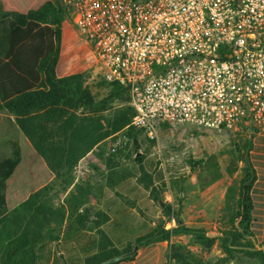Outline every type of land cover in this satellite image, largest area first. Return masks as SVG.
Wrapping results in <instances>:
<instances>
[{
    "label": "trees",
    "instance_id": "trees-1",
    "mask_svg": "<svg viewBox=\"0 0 264 264\" xmlns=\"http://www.w3.org/2000/svg\"><path fill=\"white\" fill-rule=\"evenodd\" d=\"M65 17L58 0L46 1L27 14H12L9 23L7 62H0V264H121L132 261L136 253L129 254L135 247L169 242L183 233H199L197 240L208 252L219 241L226 259L233 253H243L264 264V245L256 244L251 232L250 192L256 174L247 153L239 160L244 167L238 188L229 187L226 194L230 229L216 235L185 227L181 210H176L175 205L176 201L181 202L178 193L189 184L192 175L199 192L222 179L216 155L200 161L188 160V173L185 166L177 163L162 169L159 162L146 161L143 156L135 158L141 172L136 184L127 181L126 174L110 170L108 189L113 193L109 198L114 201L107 198L100 210L89 205L80 211L74 207L73 214L66 217L62 210L44 202L45 189H41L11 216L5 214L6 183L21 162V135L65 185L78 162L114 135L125 136L122 147L132 141L138 151L137 135L142 131L132 127L134 112L130 107L121 108L110 119L100 117L109 103L128 101L122 86L104 82L108 95L98 102L84 74H60L58 61ZM168 128V124L160 127L163 131ZM247 145L249 153L251 141ZM121 149L112 145L110 150L117 153L112 157L121 159ZM111 163L109 159L108 164ZM237 171V164L232 163L224 169L228 177ZM138 185L157 204L163 192H170L176 201L162 209L165 221L152 225L137 220L132 207L140 199ZM130 194L132 201L127 197ZM85 196L91 199L89 194ZM169 220L176 227L167 230L165 223ZM172 257L181 261L177 253Z\"/></svg>",
    "mask_w": 264,
    "mask_h": 264
},
{
    "label": "built area",
    "instance_id": "built-area-1",
    "mask_svg": "<svg viewBox=\"0 0 264 264\" xmlns=\"http://www.w3.org/2000/svg\"><path fill=\"white\" fill-rule=\"evenodd\" d=\"M58 1L150 141L162 124L264 134V0Z\"/></svg>",
    "mask_w": 264,
    "mask_h": 264
},
{
    "label": "rangeland",
    "instance_id": "rangeland-1",
    "mask_svg": "<svg viewBox=\"0 0 264 264\" xmlns=\"http://www.w3.org/2000/svg\"><path fill=\"white\" fill-rule=\"evenodd\" d=\"M46 1L55 3L56 0H34V4L39 6ZM62 33H64L63 50L60 47L59 57L61 56L64 59L59 62L60 65L63 66L66 61L71 63V71L74 74L80 73L86 76V84L95 96L96 101L99 102L106 99L108 91L105 88L104 81L94 67L95 64L91 57L89 46L79 38L67 17L62 23ZM81 65H84L83 68ZM68 73V71L65 72V74ZM125 107H129L128 101H113L109 103L106 111L100 114V117L110 119L117 111ZM81 113L78 112L80 116L82 115ZM158 134V141H153L154 143L151 144L144 132L139 133L137 135L138 151L132 146V141H129L127 147H122L124 145L120 140L123 136L122 134L114 135L102 141L78 162L72 171L70 182L66 185L61 179L52 174L31 144L25 138H22L20 165L12 178L6 183L5 198L7 199V207L5 214L11 216L31 194L41 189H45L44 202L56 209L65 211L70 204L79 207L81 202H87L81 196L88 197L85 195L89 194L91 196V206L97 210L98 207H102L105 204L107 196L112 194L108 189V179L112 175L110 170L117 173L120 171L122 175L123 173L126 174L128 177L126 180L136 184L141 172L134 162L135 158L143 156L146 161L154 160L159 162L162 169L177 163L185 166L184 170L188 173L189 167L185 164L188 160L200 161L207 156L216 155L221 171L224 174L225 167L231 163L232 165L237 164L238 171L232 177H228L225 174L224 179L219 182V185L221 184L218 189L220 191L217 193L219 195L214 199L216 205L211 208V211L206 207L208 218H204L202 215L197 218L199 213L196 207L204 202L200 198L201 192L196 186L194 175H192L189 184L178 193L181 202L176 200L175 202L170 192L167 191L161 194L160 203L157 204L148 199L149 192L145 191L141 185H138L137 195L140 196V200L138 199V204H134L132 210H135L139 222L146 220L152 225H156L161 221H165L162 217V209L167 204L175 202L176 210H181V218L185 227L194 231H205L210 236L226 232L229 227L231 212L226 209V204H228L226 195L223 200L221 196L225 192L227 194L225 190L229 183L231 187L238 188L244 167V163L239 162V160L245 158L246 153L248 154L247 144L252 141L254 136L249 139L247 135L237 133L217 132L177 125H169L166 131L160 129ZM117 141L121 142L117 148L123 149L124 156L121 159L112 157V155L115 156L117 153L110 150L111 146L115 144L114 142ZM136 151L137 155L134 153ZM109 159H111V164H108ZM84 193L86 194L84 195ZM203 195L209 196L208 190ZM162 204L164 206H161ZM174 227H176V223L173 220L165 223V229L167 230ZM197 234L199 235V233L179 234L174 236L169 242H166V262L164 264H226V260L238 257V254L233 253L229 259H226L219 242L215 243L208 252L198 242ZM217 248L221 250L224 256L222 257L219 254L220 256L215 261L214 252ZM174 253L178 254L181 261L183 260L182 263L172 257ZM235 261H237V264L240 263L238 258Z\"/></svg>",
    "mask_w": 264,
    "mask_h": 264
},
{
    "label": "crops",
    "instance_id": "crops-1",
    "mask_svg": "<svg viewBox=\"0 0 264 264\" xmlns=\"http://www.w3.org/2000/svg\"><path fill=\"white\" fill-rule=\"evenodd\" d=\"M37 6L34 4V0H0V62H7L5 59V54L8 50V32H9V23L12 19V14H27L29 11L35 9ZM63 36L64 33H62V39H61V50H63ZM63 52V51H62ZM64 58L59 57L58 66H59V72L62 76H68L74 74L71 71V63L68 61L65 62L63 66L60 65V61H62ZM68 63V65H67ZM82 68L84 65H81ZM70 70V71H69ZM69 72L68 74H65V72ZM22 77L27 78L26 75H22ZM22 138H25L23 135L20 137V144L22 148ZM26 139V138H25ZM27 140V139H26ZM22 153V152H21ZM250 163L255 171L256 174V181L251 187L250 192V198L252 201L253 211L251 214L252 219V226H251V232H252V238H254V241L258 245H264V134H257L253 137L251 141V148L248 153ZM225 174L222 172V179H224ZM227 178V177H226ZM220 180V181H221ZM215 183L211 187H209L207 190L209 192V196H204V192H201L200 198H202L203 204H199L196 209L199 213L198 217H201V215L205 218H208V213L206 211V207L211 211V208L215 206L216 202H214V199H216L217 193L220 191L218 190L220 187L219 182ZM231 187L230 183L228 184L225 191L228 190V188ZM224 191V192H225ZM113 193V191H111ZM223 192V193H224ZM226 192L222 194V200L225 198ZM112 196V195H110ZM109 195L107 196V200L111 201L113 203L114 198L110 199ZM84 201L87 200V197L81 196ZM130 201L133 200V194H130L127 196ZM6 205H7V199ZM140 200V199H139ZM118 202V200L116 199ZM138 204V201L137 203ZM91 206L92 203L90 200H87L86 203L81 202V204L78 206L74 204H70L69 208L65 211H63L66 215V217H70L74 212V207H78V210L80 211L85 206ZM51 206V205H50ZM7 207V206H6ZM73 208V209H72ZM72 209V211H70ZM98 210L102 209V207H98ZM133 213L136 215L135 210H132ZM207 215V216H206ZM230 229V226L227 231ZM219 241L216 242V244ZM166 248L167 243H156L153 245H149L147 247H142L138 249L136 256L132 259V261L124 262L121 264H164L165 257H166ZM236 249V248H235ZM219 254L224 256L221 253L220 249H216L214 252V258L217 261ZM238 254V253H236ZM238 259H240V263L238 264H262L260 260H252L248 256L244 255L243 253L238 254ZM236 257L226 260V264H237ZM235 261V262H234Z\"/></svg>",
    "mask_w": 264,
    "mask_h": 264
},
{
    "label": "water",
    "instance_id": "water-1",
    "mask_svg": "<svg viewBox=\"0 0 264 264\" xmlns=\"http://www.w3.org/2000/svg\"><path fill=\"white\" fill-rule=\"evenodd\" d=\"M161 206H164V204H162ZM137 251H138V248L135 247L134 250H133V252L131 254H129V255L135 254V253H137ZM103 264H108V262H105Z\"/></svg>",
    "mask_w": 264,
    "mask_h": 264
}]
</instances>
